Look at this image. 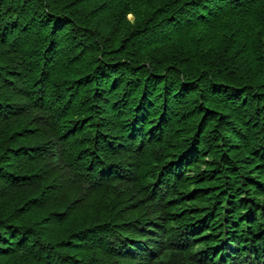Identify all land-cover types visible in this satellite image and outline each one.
Instances as JSON below:
<instances>
[{
    "label": "trees",
    "instance_id": "16d2710c",
    "mask_svg": "<svg viewBox=\"0 0 264 264\" xmlns=\"http://www.w3.org/2000/svg\"><path fill=\"white\" fill-rule=\"evenodd\" d=\"M0 264H264V0H0Z\"/></svg>",
    "mask_w": 264,
    "mask_h": 264
},
{
    "label": "rangeland",
    "instance_id": "374dc122",
    "mask_svg": "<svg viewBox=\"0 0 264 264\" xmlns=\"http://www.w3.org/2000/svg\"><path fill=\"white\" fill-rule=\"evenodd\" d=\"M128 18H130V17L128 16Z\"/></svg>",
    "mask_w": 264,
    "mask_h": 264
}]
</instances>
